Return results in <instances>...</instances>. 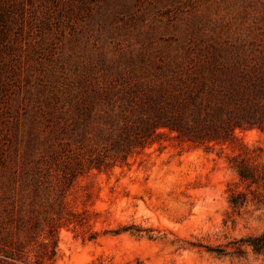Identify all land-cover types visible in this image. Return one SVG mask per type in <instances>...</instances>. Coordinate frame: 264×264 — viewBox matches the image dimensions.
<instances>
[{"label":"rangeland","instance_id":"obj_1","mask_svg":"<svg viewBox=\"0 0 264 264\" xmlns=\"http://www.w3.org/2000/svg\"><path fill=\"white\" fill-rule=\"evenodd\" d=\"M224 40L264 41V0H0V264L3 180L28 139L37 148L33 117L47 91L84 69L143 71L152 58ZM235 133L246 156L264 162V133ZM237 143L165 139L79 174L66 201L84 222L58 228L54 264H264L249 248L231 252L264 228L263 205L228 203L229 189L242 188L229 159L242 153Z\"/></svg>","mask_w":264,"mask_h":264},{"label":"trees","instance_id":"obj_2","mask_svg":"<svg viewBox=\"0 0 264 264\" xmlns=\"http://www.w3.org/2000/svg\"><path fill=\"white\" fill-rule=\"evenodd\" d=\"M245 45L264 41L208 42L202 53L152 58L143 71L84 69L50 88L33 117L37 148L29 137L3 180V264H54L58 228L84 222L66 201L77 176L125 164L165 139L206 148L238 142L242 153L229 159L242 188L229 189L228 203L264 206V162L246 156L235 133H264V50H238ZM245 248L264 255V228L234 240L231 252Z\"/></svg>","mask_w":264,"mask_h":264}]
</instances>
